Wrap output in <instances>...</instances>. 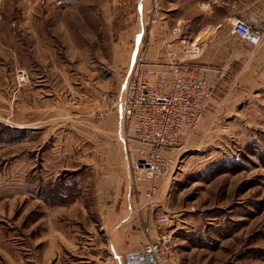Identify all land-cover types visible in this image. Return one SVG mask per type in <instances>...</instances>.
I'll use <instances>...</instances> for the list:
<instances>
[{
    "label": "rangeland",
    "instance_id": "obj_1",
    "mask_svg": "<svg viewBox=\"0 0 264 264\" xmlns=\"http://www.w3.org/2000/svg\"><path fill=\"white\" fill-rule=\"evenodd\" d=\"M140 3L0 0V264H75L69 252V261L58 256L57 229L72 235L86 226L47 210L59 204L45 195L67 170L84 172L78 198L95 187L93 123L116 114L129 55L132 68L157 63V1ZM200 7L179 11L189 17ZM226 99L215 95L185 132L177 165L157 179L181 264H264V92Z\"/></svg>",
    "mask_w": 264,
    "mask_h": 264
},
{
    "label": "crops",
    "instance_id": "obj_2",
    "mask_svg": "<svg viewBox=\"0 0 264 264\" xmlns=\"http://www.w3.org/2000/svg\"><path fill=\"white\" fill-rule=\"evenodd\" d=\"M141 1L144 7L147 0ZM154 1H157V46H154L157 47V65L152 67L159 69L169 52L175 51L181 60L196 65L200 75L212 84L211 101L216 95L226 97L227 101L244 102L264 92V0ZM196 1L201 2V7L192 17L184 10L179 11L180 7ZM195 19L199 24L190 27L196 23ZM238 19L255 21L263 29L257 45L232 33V24ZM139 36L133 43L135 47L143 43ZM131 51L134 47L130 54ZM134 58L133 52L129 55L128 74ZM126 78L120 82L119 92ZM93 125L91 135L95 147L88 166L98 172L95 187H85L83 198H78L71 208L60 205L47 208L63 211L61 214L69 220L77 219L78 225L86 228L72 235H67L66 229H57L58 244L54 246L65 262L72 254L75 264L96 261L121 264L126 251L138 248L149 239L147 226L152 228L150 236H155V216L168 213L170 209L162 202L163 195L158 194L163 187L161 180L155 181L157 191L152 197L147 195L149 180H134L131 166L140 157L143 146L122 115L116 112ZM72 164V168H79L78 164ZM176 253L175 264H181L182 253L178 246Z\"/></svg>",
    "mask_w": 264,
    "mask_h": 264
},
{
    "label": "built area",
    "instance_id": "obj_3",
    "mask_svg": "<svg viewBox=\"0 0 264 264\" xmlns=\"http://www.w3.org/2000/svg\"><path fill=\"white\" fill-rule=\"evenodd\" d=\"M232 25V33L251 45L262 39L263 29L255 21L238 19ZM146 65L138 62L132 68L123 90L117 94L115 106L143 146L131 169L135 181H150L147 195L152 197L157 191L155 181L177 165L185 132L197 125L213 97V88L196 65L181 60L175 52H169L159 69L152 67L157 63ZM17 80L26 83L28 72L21 70ZM105 116L100 112L98 118ZM154 219L155 236H150L152 228L147 226L149 239L126 251L121 264H175L172 234L165 227L172 217L162 213Z\"/></svg>",
    "mask_w": 264,
    "mask_h": 264
},
{
    "label": "trees",
    "instance_id": "obj_4",
    "mask_svg": "<svg viewBox=\"0 0 264 264\" xmlns=\"http://www.w3.org/2000/svg\"><path fill=\"white\" fill-rule=\"evenodd\" d=\"M8 128L12 129L10 126H8ZM4 135L5 134H0V141H3ZM83 173L84 172L81 170H67L61 173V175L48 186L45 195L47 203L61 205L69 202V200H71L70 197L74 198L71 201L80 197V194H82L80 185Z\"/></svg>",
    "mask_w": 264,
    "mask_h": 264
}]
</instances>
